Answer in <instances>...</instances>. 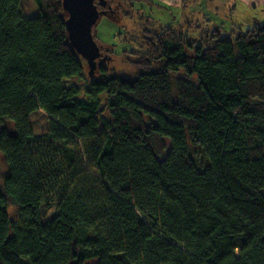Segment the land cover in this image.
Listing matches in <instances>:
<instances>
[{
	"label": "trees",
	"instance_id": "obj_1",
	"mask_svg": "<svg viewBox=\"0 0 264 264\" xmlns=\"http://www.w3.org/2000/svg\"><path fill=\"white\" fill-rule=\"evenodd\" d=\"M33 1L0 0V264H264V25L147 29L135 76L90 79Z\"/></svg>",
	"mask_w": 264,
	"mask_h": 264
},
{
	"label": "rangeland",
	"instance_id": "obj_2",
	"mask_svg": "<svg viewBox=\"0 0 264 264\" xmlns=\"http://www.w3.org/2000/svg\"><path fill=\"white\" fill-rule=\"evenodd\" d=\"M116 1L115 10L121 12L110 17L103 15L93 29L101 51L110 57L103 64L110 76H135L136 63L143 50L144 31L147 29L173 27L175 33L187 31L188 36L199 41L206 31H214L217 27H221L224 34L237 27L246 30L254 24L264 25V0H192L187 4H183L184 0H174L173 5L161 0H137L133 2V7ZM21 8L30 17L39 14L33 0H22ZM84 62L83 75L88 77L90 68L86 60ZM99 72L90 79L96 78ZM73 84L80 89L85 86L82 78L65 81L66 86ZM32 124L36 134L44 133L48 128L47 114L39 109L32 116ZM56 212L55 203L42 206V215L46 220Z\"/></svg>",
	"mask_w": 264,
	"mask_h": 264
},
{
	"label": "water",
	"instance_id": "obj_3",
	"mask_svg": "<svg viewBox=\"0 0 264 264\" xmlns=\"http://www.w3.org/2000/svg\"><path fill=\"white\" fill-rule=\"evenodd\" d=\"M62 1L64 10L68 14L65 25L70 45L77 54L86 60L90 68L88 75L93 77L96 69V60L101 55L100 48L94 38L93 29L103 12L98 10L95 0ZM100 4L105 6L106 2L100 0ZM103 60L106 61L107 59L103 58Z\"/></svg>",
	"mask_w": 264,
	"mask_h": 264
},
{
	"label": "flooded vegetation",
	"instance_id": "obj_4",
	"mask_svg": "<svg viewBox=\"0 0 264 264\" xmlns=\"http://www.w3.org/2000/svg\"><path fill=\"white\" fill-rule=\"evenodd\" d=\"M104 2H106V5L104 6V5H101L100 4V0H95V4L97 5V8H98V10L100 11V12H103V15H107V16H113L114 14H117L118 12H121V11H116L115 10V8H116V4H117V1L116 0H103ZM102 15V16H103ZM102 16H100V19H101V17ZM106 16V17H107ZM100 19H99V21H100ZM98 21V22H99ZM98 24V23H97ZM94 31V30H93ZM96 40V39H95ZM96 42H98L97 40H96ZM98 44V43H97ZM99 48H100V53H101V55H100V58L96 61V69H95V71H94V74H96V72L97 71H99L100 69H102L103 67H104V63L105 62H108L109 61V59H110V57L108 56V54L107 53H103L102 51H101V47L99 46ZM103 58H106L107 60L106 61H102V59ZM83 59V58H82Z\"/></svg>",
	"mask_w": 264,
	"mask_h": 264
},
{
	"label": "crops",
	"instance_id": "obj_5",
	"mask_svg": "<svg viewBox=\"0 0 264 264\" xmlns=\"http://www.w3.org/2000/svg\"><path fill=\"white\" fill-rule=\"evenodd\" d=\"M161 1H163V2H166V3H168V4H174V0H161ZM177 2H178V0H176Z\"/></svg>",
	"mask_w": 264,
	"mask_h": 264
}]
</instances>
